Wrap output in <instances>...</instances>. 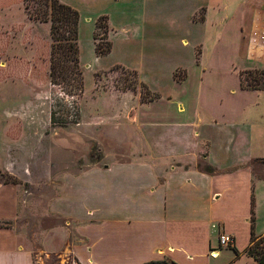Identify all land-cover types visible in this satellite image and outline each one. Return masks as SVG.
Wrapping results in <instances>:
<instances>
[{
  "label": "rangeland",
  "instance_id": "rangeland-1",
  "mask_svg": "<svg viewBox=\"0 0 264 264\" xmlns=\"http://www.w3.org/2000/svg\"><path fill=\"white\" fill-rule=\"evenodd\" d=\"M59 1L79 15L80 91L50 83L49 24L30 21L22 0H0V172L20 196L36 202L66 173L116 162L119 151L142 145L134 126L151 130L147 135L169 134V143L186 147L192 129L197 141L209 143L212 163L248 160L253 182L264 180V91L241 87L247 72L264 69V43L249 41L251 32L264 28V17L242 27L237 47L229 48L226 24L218 31L208 27L217 31L212 37L196 23L205 15L197 7L208 0ZM29 8L44 9L31 2ZM101 17L108 19L112 43L104 56L96 54L93 40ZM233 136L239 141L228 155ZM256 184L261 231L264 181ZM39 214L26 211L8 227L36 238L51 225ZM45 255H34V264H62L59 254Z\"/></svg>",
  "mask_w": 264,
  "mask_h": 264
},
{
  "label": "crops",
  "instance_id": "crops-1",
  "mask_svg": "<svg viewBox=\"0 0 264 264\" xmlns=\"http://www.w3.org/2000/svg\"><path fill=\"white\" fill-rule=\"evenodd\" d=\"M208 1V6L197 7L205 15L196 23L212 37L226 24L231 35L224 34L223 40L229 48L237 47L242 27L264 17V0ZM208 27L217 31L208 32ZM133 119L129 117L131 123ZM131 128L142 145L119 151L116 162L66 173L36 202L20 196L16 185H0V201L7 198L0 202V221H16L26 211L41 216L42 211L51 224L36 238L16 227L0 228V264H34V255L40 259L41 254H59V261L70 255L74 264H257L246 249L253 187L264 180L253 182L248 160L212 163L209 143L197 141L192 129L194 137L186 147L169 143L168 133L147 135L151 130ZM228 140L229 155V147L239 140ZM253 199V231L261 237L264 228L258 227L263 223ZM221 233L232 236V248L219 246Z\"/></svg>",
  "mask_w": 264,
  "mask_h": 264
},
{
  "label": "trees",
  "instance_id": "trees-1",
  "mask_svg": "<svg viewBox=\"0 0 264 264\" xmlns=\"http://www.w3.org/2000/svg\"><path fill=\"white\" fill-rule=\"evenodd\" d=\"M22 2L28 12L27 15L30 21L49 24L51 39L49 54L50 83L63 86L66 89L82 90L83 78L79 67V15L77 11L59 0H22ZM30 2L32 5L43 6L44 9L31 8L30 10ZM93 40L95 42V52L98 56L107 55L111 51L112 43L108 40V19L106 17H101L97 21ZM241 87L249 91H264V69L247 72L244 77H241ZM6 178V175L0 172V185L9 184ZM253 206L254 199L251 196V233L246 254L257 264H264V236L258 237L254 234ZM3 224L2 226L0 223V228L10 225L9 223Z\"/></svg>",
  "mask_w": 264,
  "mask_h": 264
},
{
  "label": "built area",
  "instance_id": "built-area-1",
  "mask_svg": "<svg viewBox=\"0 0 264 264\" xmlns=\"http://www.w3.org/2000/svg\"><path fill=\"white\" fill-rule=\"evenodd\" d=\"M264 23V21H263ZM249 41L252 45L258 46L264 43V28L262 30H258L256 32H251V37ZM219 246L223 248H230L233 246L234 240L231 235L226 233H221L218 237ZM70 255L62 256L61 263L62 264H74V260L70 257ZM69 261V263H68Z\"/></svg>",
  "mask_w": 264,
  "mask_h": 264
},
{
  "label": "water",
  "instance_id": "water-1",
  "mask_svg": "<svg viewBox=\"0 0 264 264\" xmlns=\"http://www.w3.org/2000/svg\"><path fill=\"white\" fill-rule=\"evenodd\" d=\"M157 264H162V263H157Z\"/></svg>",
  "mask_w": 264,
  "mask_h": 264
}]
</instances>
